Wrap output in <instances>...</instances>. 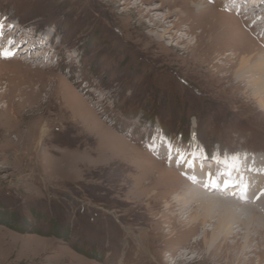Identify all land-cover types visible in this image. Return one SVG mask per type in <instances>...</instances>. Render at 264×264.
I'll use <instances>...</instances> for the list:
<instances>
[{
    "label": "rangeland",
    "instance_id": "obj_1",
    "mask_svg": "<svg viewBox=\"0 0 264 264\" xmlns=\"http://www.w3.org/2000/svg\"><path fill=\"white\" fill-rule=\"evenodd\" d=\"M193 1L0 0V22L62 38L38 63L40 45L0 56V264L259 263L206 246L215 219L181 210L182 175L158 183L176 168L154 142L264 157V97L236 49L264 50V0Z\"/></svg>",
    "mask_w": 264,
    "mask_h": 264
},
{
    "label": "bare ground",
    "instance_id": "obj_2",
    "mask_svg": "<svg viewBox=\"0 0 264 264\" xmlns=\"http://www.w3.org/2000/svg\"><path fill=\"white\" fill-rule=\"evenodd\" d=\"M234 1L235 0H233V2L228 1L232 5V8L229 6L230 9L228 10L230 12H241V8L238 9L233 5ZM258 1L259 0H256V2ZM256 2L252 5H256ZM204 3V0H194L192 5L199 11V8H201ZM224 15L228 18L224 19L227 23L231 22L234 18L228 14ZM252 17L256 19L255 15ZM252 17L250 16L251 19ZM11 22H0V56H5L4 53H8L7 57L13 58L17 55L18 57H22V60L25 61L24 58H28V53L32 51L34 46L40 45L39 50L41 51L39 55L29 60L31 63H38L44 58V50L42 51V48L50 47L45 40V33L33 27L29 29L25 24L20 25V22H17V26ZM218 22L220 23V21ZM258 25H261V23H258ZM262 25L260 28L264 29V22ZM225 27H227V25ZM20 30L22 33H20ZM53 30L58 33L55 27H53ZM218 36H220V33L214 38H218ZM248 36V33H245L244 37L248 38ZM25 38H27V40L29 39L28 42H30V44H27L25 48H20L19 45ZM159 38L163 39V36H159ZM251 43L254 48L253 53H249V50L243 51L246 46L244 43H242V46L236 47L237 50H240L238 52L239 55L243 53L240 66L249 68V72L253 71L249 77L254 88V94L256 97H264V50L256 44L254 40H252ZM42 44L44 45L41 46ZM16 46L17 48H15ZM156 135L158 136V133H156ZM150 147L157 158L167 160V162L169 161L168 165L173 169L176 168L174 169L175 171L167 169L164 176L158 175V183H160L163 177L169 178V176L173 174L179 177L178 173L185 179H177L180 181L177 188H182L184 190V197H180L178 201L180 204L178 203V205L182 206L181 210L185 211L194 204V209H191L193 213L188 217L191 223L197 221H202L203 223L213 222L215 219L211 234L208 230H204L203 239L206 246L211 248L212 251L216 248L229 249L233 246L235 250H240L239 248H241L242 254H247L249 252L258 253L260 257L259 263H261L264 255V157L254 155L263 154L257 153L262 150L253 151L251 148L247 147V150H245L246 152L243 150L235 153L229 151V157L238 154L242 161L241 165L233 170L231 168V161L225 162L226 157L224 159H212V162H209L207 168L205 163L208 162L201 160L202 156L201 154L199 156L197 152L185 153L180 149V146H172L168 142L167 146L159 142H154ZM219 148H223L221 143ZM203 165L206 168H204ZM211 165L212 167H210ZM229 171L231 172L230 176L224 174ZM209 174H211L212 179L218 181V184L214 185L211 183ZM192 177H195V180H193ZM170 186L169 184L165 185L167 188ZM234 188H236L239 193L229 192ZM157 189H159V187ZM213 193L214 195H212ZM215 193L219 195L223 194L224 197L217 196ZM187 195H189L188 199L186 197ZM177 198L179 197L177 196ZM174 201L177 203V200ZM211 218H213V220ZM233 226H235V229H238L236 231L232 230ZM230 235L235 239L231 245H229L227 240ZM242 237L245 238V242L240 245L239 239ZM254 240H257L255 248H253L251 244ZM261 245L263 246V250ZM234 256L237 259V264H248V261L244 263L241 262L243 258L242 255L236 256V254H234ZM141 257L144 256L142 255Z\"/></svg>",
    "mask_w": 264,
    "mask_h": 264
},
{
    "label": "snow or ice",
    "instance_id": "obj_3",
    "mask_svg": "<svg viewBox=\"0 0 264 264\" xmlns=\"http://www.w3.org/2000/svg\"><path fill=\"white\" fill-rule=\"evenodd\" d=\"M4 55L7 56L8 53H4ZM228 161H231V168H232L233 170H235L236 168H238V167L241 165V163H242L241 158H240V156H239L238 154H234V155H232L231 157H227V158L225 159V162H228ZM193 166H194V165H193ZM224 174L230 176V175H231V172L229 171V172L224 173ZM192 179L195 180V177H192ZM209 180H210L211 183L214 184V185L218 184V181L212 179L211 174H209ZM206 186H207V185H206ZM226 186H228V185H226Z\"/></svg>",
    "mask_w": 264,
    "mask_h": 264
}]
</instances>
